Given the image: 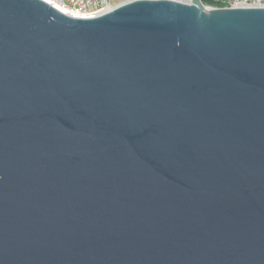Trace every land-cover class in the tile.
Listing matches in <instances>:
<instances>
[{
  "label": "water",
  "instance_id": "1",
  "mask_svg": "<svg viewBox=\"0 0 264 264\" xmlns=\"http://www.w3.org/2000/svg\"><path fill=\"white\" fill-rule=\"evenodd\" d=\"M0 264H264V8L0 0Z\"/></svg>",
  "mask_w": 264,
  "mask_h": 264
},
{
  "label": "built area",
  "instance_id": "2",
  "mask_svg": "<svg viewBox=\"0 0 264 264\" xmlns=\"http://www.w3.org/2000/svg\"><path fill=\"white\" fill-rule=\"evenodd\" d=\"M59 11L81 18L96 17L132 0H43ZM189 2L190 0H171ZM220 8H264V0H218Z\"/></svg>",
  "mask_w": 264,
  "mask_h": 264
},
{
  "label": "trees",
  "instance_id": "3",
  "mask_svg": "<svg viewBox=\"0 0 264 264\" xmlns=\"http://www.w3.org/2000/svg\"><path fill=\"white\" fill-rule=\"evenodd\" d=\"M202 1L209 6H213V7L218 6V0H202Z\"/></svg>",
  "mask_w": 264,
  "mask_h": 264
}]
</instances>
